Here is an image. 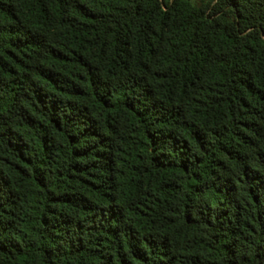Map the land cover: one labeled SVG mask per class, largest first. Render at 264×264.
<instances>
[{
  "label": "trees",
  "instance_id": "1",
  "mask_svg": "<svg viewBox=\"0 0 264 264\" xmlns=\"http://www.w3.org/2000/svg\"><path fill=\"white\" fill-rule=\"evenodd\" d=\"M0 264H264V0H0Z\"/></svg>",
  "mask_w": 264,
  "mask_h": 264
}]
</instances>
